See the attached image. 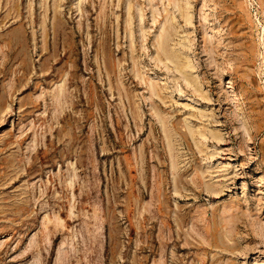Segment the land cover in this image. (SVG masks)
<instances>
[{"label": "rangeland", "instance_id": "obj_1", "mask_svg": "<svg viewBox=\"0 0 264 264\" xmlns=\"http://www.w3.org/2000/svg\"><path fill=\"white\" fill-rule=\"evenodd\" d=\"M0 264H264V0H0Z\"/></svg>", "mask_w": 264, "mask_h": 264}, {"label": "bare ground", "instance_id": "obj_2", "mask_svg": "<svg viewBox=\"0 0 264 264\" xmlns=\"http://www.w3.org/2000/svg\"><path fill=\"white\" fill-rule=\"evenodd\" d=\"M172 31V30H171ZM168 30H166V32H165V34H163L162 36V39L160 40V45L162 46L161 47V51H162V53L164 54V57L165 58H167L168 60H173L174 61V63H175V60H176V58L175 57H172V55H171V53H168V52H170V51H167V49H166V39H167V36H168ZM161 37V36H160ZM170 36H168V38H169ZM167 41H168V39H167ZM160 48V47H159ZM163 56V55H162ZM171 57H172V59H171ZM172 62V61H171ZM177 67H176V69L178 68V69H181V67L183 68V64H181L180 66L179 65H176ZM190 131V130H189ZM192 134V133H191Z\"/></svg>", "mask_w": 264, "mask_h": 264}]
</instances>
